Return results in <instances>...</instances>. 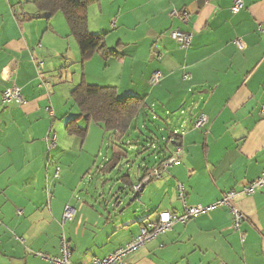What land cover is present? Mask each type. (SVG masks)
<instances>
[{"label":"crops","instance_id":"1","mask_svg":"<svg viewBox=\"0 0 264 264\" xmlns=\"http://www.w3.org/2000/svg\"><path fill=\"white\" fill-rule=\"evenodd\" d=\"M107 1L98 0V5L103 9ZM196 1L111 0L117 4L112 29L130 38L116 35L110 44V30L99 29L98 34L106 33L108 49L116 53L108 61L115 62L119 75L125 68L130 71L133 97L144 98L148 105L144 114L160 119L154 110L160 107L169 134L180 136L176 144H170L168 134L164 150L152 156L151 167L142 164L134 182L121 173L118 182L123 187L110 193L111 200L85 203L84 211L72 203L77 188H69L68 175L60 169L64 159L60 156L50 163L47 157L67 144L58 147L55 138L54 148L48 151L47 138L53 135L57 119L63 120L59 118L62 111L52 104L55 90L49 86L54 76L62 78L53 44L43 41L52 36L61 42L63 36L70 37L69 30H56L52 23L56 15L49 24L44 19L28 20L37 12L32 0H0V264H49L34 254L57 256L61 236L71 248V263L88 264L132 241L140 223L155 219L156 213L180 215L178 184L185 187L188 206H207L262 174L264 0H241L243 8L237 14L230 12L234 0H206L201 9L189 14L186 24L170 17L173 11H187ZM174 29L191 35L188 48L178 49L168 37ZM237 39L243 49L235 45ZM155 50L162 54L159 62L153 58ZM39 62L43 64L40 71ZM8 70L12 75L7 81ZM156 71L162 79L151 86L149 80ZM135 74L137 81H133ZM41 80L46 86H40ZM12 84L20 89L21 104L2 102V93ZM200 115L208 123L204 129H195L190 117ZM132 142L128 141V150L137 151ZM176 148L181 159L140 196L144 217L136 222L124 215L112 218L109 209L121 205L118 194L125 191L124 186L132 197L131 187L146 169L161 164ZM112 149L108 165L102 168L105 176L116 169L120 173L119 159L127 158L122 149ZM56 167L59 179L54 178ZM235 205L245 217L239 232L233 230L228 210L219 208L184 225L174 223L165 234L129 254L126 264H264V188L239 198ZM65 207L72 209L73 217L63 223Z\"/></svg>","mask_w":264,"mask_h":264},{"label":"rangeland","instance_id":"2","mask_svg":"<svg viewBox=\"0 0 264 264\" xmlns=\"http://www.w3.org/2000/svg\"><path fill=\"white\" fill-rule=\"evenodd\" d=\"M116 5L115 2L109 0L104 4L102 9L97 1L90 4L88 8V31L91 34H98L99 29L108 28L110 32L107 37L111 36L109 38L110 44L115 43V39L113 41V38L116 35L130 38L126 32L120 31V29H112V25L115 26L117 20ZM118 19L123 20V16L118 17ZM52 23H55L58 32H62V28L68 31L61 14H57ZM54 39L52 36L47 37L43 43L48 45L53 44L54 56L60 63L57 70L60 71L62 80L60 81L58 76H54L49 89L51 91L55 90V97L53 98V95L51 96L52 104L55 109L57 108L62 111L59 118L61 117L63 120L57 119L51 132L56 136L58 147L65 143L67 146L63 147V151L59 150V148L52 150V153L47 155V157L51 159L50 163L55 160L54 158L57 160L60 156L64 159L65 163H59L60 169L68 175L69 188H72V191L75 187L77 188V191L74 190L72 193V203L86 211L87 206L85 203L93 205L94 202L99 201L101 203L111 200L110 193L112 191L117 192L119 188L123 187V184L118 182L121 173L128 175L131 182H134L138 168L142 164L151 167L152 156L160 150H164L163 140L166 139L171 131H169L168 126L163 121V113L160 111V107H157L154 110L160 119L154 116L156 120H153V115L149 113L144 116L139 115L128 131L127 136H125L120 144L115 145L113 134L111 132H104L101 126L92 122L87 126V133L84 139L74 136L69 137L64 129L65 122L78 114L77 108L70 99V90L78 85L83 78L87 84L97 86H102L100 84H108L106 86L114 87L116 86L115 84H118L117 97L125 98L133 94V91L130 90V85H128L130 71L125 68L124 72L119 75L115 62L112 60L108 62L103 61L98 54H95L91 59L81 64L79 63V50L73 37L63 36L61 42H58L57 39L54 41ZM65 64L67 66L66 68L64 67ZM137 78L138 75L135 74L133 81H137ZM175 114L176 118L179 117L177 115L178 112ZM190 118H192L194 125L197 118H194V116ZM79 126L84 128L86 124L81 121ZM128 141H133L132 143L135 144L137 151L128 150ZM151 144H153V148ZM113 146L126 151L127 158L123 157L119 159L121 161L120 173L116 169L112 174L105 176V173L102 174V168L111 159ZM124 189V192L118 194L119 204L121 205L116 206L114 209L110 208L109 212L112 218L124 215L125 218L136 222L144 217L145 214L142 205L143 200L140 198L139 202L134 200L127 205L132 197H129L130 194L126 186H124ZM95 208L98 211V206ZM113 210L114 213L112 212Z\"/></svg>","mask_w":264,"mask_h":264},{"label":"built area","instance_id":"3","mask_svg":"<svg viewBox=\"0 0 264 264\" xmlns=\"http://www.w3.org/2000/svg\"><path fill=\"white\" fill-rule=\"evenodd\" d=\"M243 8V3L241 0H234L230 12L232 14H237ZM170 17L177 19L182 24H186L189 21V13L187 11L183 12H172ZM168 37L176 44L178 49L188 48L191 44L192 37L190 34L180 31L178 29L170 30L168 32ZM235 45L239 49H243L244 45L241 40L237 39L234 41ZM154 60L160 61L162 54L159 51H154L152 53ZM37 70L43 68L41 62L36 63ZM12 73L8 70L5 74V80H9ZM162 79V74L159 71L153 72L149 84L151 86H156ZM40 86H46V83L41 80ZM2 102L11 103L16 102L21 104L22 97L20 89L12 84L8 89L2 93ZM50 114L51 111L47 110ZM261 114H264V104L261 106ZM208 120L205 116L200 115L195 124V129H204ZM207 134V131L205 132ZM179 134L172 133V136L167 138V142L173 144L176 139L179 138ZM49 146L48 151H51L55 146V135L49 136L48 138ZM181 150L176 148L173 154L162 164L152 167L144 172L142 177L138 180L136 184L131 187L132 197L135 201L139 202L140 195L144 188L151 182L161 178V175L167 171L169 167L174 165L181 159ZM59 168H55L54 178L59 179ZM264 188V170L262 174L255 180L246 184L240 191H230L223 195V197L213 204L207 206H188L185 202V187L182 184L176 186L177 198L182 204V212L180 215L170 213L168 211H160L156 213L155 219H147L142 221L139 227L138 235L126 244L124 247L119 248L102 259L93 258L88 264H126L125 258L133 253L134 251L142 248L144 245L150 241L156 239L157 237L165 234L170 230L174 223H180L182 225L186 224L190 220H193L201 215L210 213L219 208H226L231 216V225L234 231L239 232L241 223L244 221V215L236 207V201L242 197H251L257 190ZM17 215H21V211H17ZM73 217V211L70 207H65L63 213V223L67 220H71ZM242 239V236H241ZM71 248L66 241V239L61 236L59 239V254L57 256H47L45 254L37 253L34 256L40 260L46 261L49 264H72L71 258Z\"/></svg>","mask_w":264,"mask_h":264},{"label":"trees","instance_id":"4","mask_svg":"<svg viewBox=\"0 0 264 264\" xmlns=\"http://www.w3.org/2000/svg\"><path fill=\"white\" fill-rule=\"evenodd\" d=\"M97 1L32 0L37 12L35 15H30L28 20L44 19L49 24L55 15L61 14L70 37H73L77 44L80 63L88 61L95 54H98L103 61H108L116 53L108 49L105 42L106 33L91 34L88 31V8L90 4ZM70 99L77 108L78 114L65 122L64 129L67 135L84 139L87 126L92 122L101 126L104 132H111L115 145L123 141L134 121L139 115L144 116L148 109L144 98L133 96L118 98L115 87L87 84L83 78L70 91ZM81 121L86 124L84 128L79 126ZM170 136L172 133L167 138ZM123 153L126 151L123 150Z\"/></svg>","mask_w":264,"mask_h":264},{"label":"water","instance_id":"5","mask_svg":"<svg viewBox=\"0 0 264 264\" xmlns=\"http://www.w3.org/2000/svg\"><path fill=\"white\" fill-rule=\"evenodd\" d=\"M205 1H206V0H197L195 3H193V4L187 9V12H188L189 14H191V13H196L197 10H199V9L202 8V6L204 5ZM133 201H134V198L132 197V198L130 199V202H129L127 205H129V204L132 203Z\"/></svg>","mask_w":264,"mask_h":264}]
</instances>
